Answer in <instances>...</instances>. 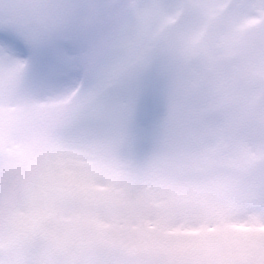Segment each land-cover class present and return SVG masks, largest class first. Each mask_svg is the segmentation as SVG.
Segmentation results:
<instances>
[{"label": "snow or ice", "instance_id": "6c2138e0", "mask_svg": "<svg viewBox=\"0 0 264 264\" xmlns=\"http://www.w3.org/2000/svg\"><path fill=\"white\" fill-rule=\"evenodd\" d=\"M0 264H264V0H0Z\"/></svg>", "mask_w": 264, "mask_h": 264}]
</instances>
